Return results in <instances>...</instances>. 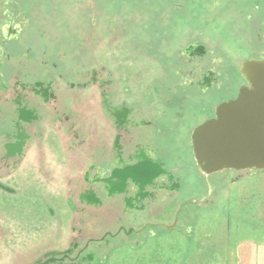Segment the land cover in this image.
Instances as JSON below:
<instances>
[{
	"label": "rangeland",
	"instance_id": "1",
	"mask_svg": "<svg viewBox=\"0 0 264 264\" xmlns=\"http://www.w3.org/2000/svg\"><path fill=\"white\" fill-rule=\"evenodd\" d=\"M0 18V44L5 39L20 50L23 68L46 72L60 65L55 73L77 75L80 86L81 80L88 83L84 91L74 88V94L86 93L84 99L99 98L94 91L99 82L117 99H145V94L166 101L228 99L243 83L242 63L264 55V0H0ZM196 48L203 53L193 55ZM216 81L222 89L214 88ZM22 86L23 95L32 98V85ZM64 87L71 94V86ZM93 104L86 103L92 113L98 106ZM75 106L79 110L80 104ZM152 106L146 104L144 113ZM92 115L97 123L88 121L85 127L93 138L100 124L108 129L109 123ZM69 137L59 151L74 160L77 174L83 151ZM49 139L27 148L15 174L12 166L0 169V177L11 174L10 183L2 184L17 192L0 189V264L51 258L57 260L47 264H232L239 239L261 237L264 172H230L228 179L220 173L214 175L217 182H201L204 177L186 149L187 168L180 163L162 189L165 203L175 194L178 203L170 214L160 208L147 219L146 211L121 206L117 196L93 208L89 192L104 185H95L91 171L89 183L78 189L81 180L76 185L68 175L72 168ZM126 192L128 198L138 188L132 185ZM158 213L164 214L163 227L139 231L156 223Z\"/></svg>",
	"mask_w": 264,
	"mask_h": 264
},
{
	"label": "flooded vegetation",
	"instance_id": "2",
	"mask_svg": "<svg viewBox=\"0 0 264 264\" xmlns=\"http://www.w3.org/2000/svg\"><path fill=\"white\" fill-rule=\"evenodd\" d=\"M14 42L16 43V41ZM12 45L5 39L0 44V48L3 46V50L0 49V164L2 163L0 169L12 166V171L14 170L15 174L28 156L30 148H27L35 147L33 143L46 136L52 138L48 141L52 146L56 145L57 152L60 153L59 146L62 145L63 139L70 135L69 138L73 142L78 141L77 148L79 151H83V153L80 152L84 162L80 163L82 169L75 174L73 172L76 164L74 160L70 161L64 152L62 155L60 153L61 161H66V167L72 168L68 175L76 180V185L81 180L78 189L82 188L83 184L89 183L90 180L87 177L91 171L95 173L93 181L95 185H104L101 189L97 188L89 192V195L94 197L91 203L93 208H102L108 200L117 196L118 198L115 200L121 206L125 205L126 208L137 212L146 211L147 219L151 218L153 211L157 212V209L160 208L164 214L166 212L170 214L171 209L178 203L180 198L177 194L171 196L168 204L165 203L166 197L162 189H165L166 181L172 182L175 178V169L180 166V163H183L182 165L187 168L189 162L183 158L186 149L191 156L192 164L204 177L200 179L201 182L208 181L211 184V182H217L214 175L225 173V178L228 179V173L240 172L226 170L209 176L203 174L195 159L192 135L198 126L215 117L219 105L236 99L241 88H250V84L242 74V66L243 83L239 85L236 94L232 93L228 99H174V101H166L158 97L151 98L146 94L143 96L145 99H117L112 90H102L103 85L100 82L94 87L95 93L97 90L99 91V98L84 99L86 93L79 91L78 95L74 94V88L77 86L84 91L89 87L87 82L81 80L82 86H80L76 83L78 82L76 81L77 75L55 73L53 70L60 66L58 64H53L52 69L46 70V72L39 68L34 71L29 68L28 71L26 66L23 68L20 50L19 52L16 49L13 50ZM191 52L193 55H197V53L202 54L203 50L196 48ZM260 59H264V55L258 59L249 60ZM81 75L78 74V77L80 78ZM83 77L84 75L81 76V78ZM61 81L62 87L60 86ZM110 82H113L112 79ZM22 85L24 87L32 85L29 91L32 93V98L30 95H23ZM68 85L71 86L69 89L73 90H70L71 94L67 95L68 90L64 86ZM222 87L223 85H220L218 81L215 82V89H222ZM211 88L212 86H208L206 90ZM201 92L205 93L206 91ZM56 93L57 95H55ZM60 93L61 96H58ZM80 94L83 96H79ZM95 102L98 106L92 113L86 103L90 106ZM78 103L81 109L76 111L74 109ZM146 104L147 107L151 104L154 105L152 111L147 112L152 114L149 122L145 121L147 113L143 111ZM92 114L98 115L99 123L102 120H107L109 123L108 129H102L100 124L93 134V138L92 129L90 131L85 127L86 123H95L96 120L93 121L92 117H89ZM198 117L202 118L200 122H197ZM70 147L71 145L68 146V149ZM72 151H78V149H73V144ZM181 156L183 160L179 159ZM124 170H132V173L124 177L122 175ZM10 177V173L0 177V189L9 194H17L15 191V193L8 191L9 189L2 184L5 181L10 183ZM116 181L118 182L116 183ZM159 182L161 185L156 186V183ZM220 184L222 185V183ZM132 185L138 188V192L131 197L130 195L128 198L124 197ZM152 187L158 190L148 191ZM145 188L148 190L145 191ZM173 189L179 194L181 186L176 184ZM78 194L81 196L83 193L78 192ZM164 214L158 213V216L155 217L156 223L150 225L145 223L139 231H146L147 227H163L161 222L165 220ZM119 227L120 231L124 230L123 226ZM132 232L133 229H130L129 233ZM106 236H111V233H107Z\"/></svg>",
	"mask_w": 264,
	"mask_h": 264
},
{
	"label": "water",
	"instance_id": "3",
	"mask_svg": "<svg viewBox=\"0 0 264 264\" xmlns=\"http://www.w3.org/2000/svg\"><path fill=\"white\" fill-rule=\"evenodd\" d=\"M242 74L250 88H241L236 99L219 105L215 117L193 132L195 159L207 176L226 170L264 172V59L244 62Z\"/></svg>",
	"mask_w": 264,
	"mask_h": 264
},
{
	"label": "crops",
	"instance_id": "4",
	"mask_svg": "<svg viewBox=\"0 0 264 264\" xmlns=\"http://www.w3.org/2000/svg\"><path fill=\"white\" fill-rule=\"evenodd\" d=\"M260 232L261 237L253 235L239 239L232 264H264V228Z\"/></svg>",
	"mask_w": 264,
	"mask_h": 264
}]
</instances>
